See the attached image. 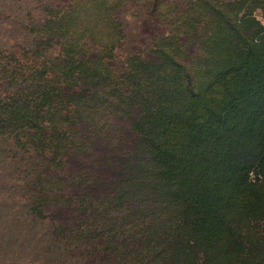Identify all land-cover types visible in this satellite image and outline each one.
<instances>
[{
  "label": "rangeland",
  "instance_id": "rangeland-1",
  "mask_svg": "<svg viewBox=\"0 0 264 264\" xmlns=\"http://www.w3.org/2000/svg\"><path fill=\"white\" fill-rule=\"evenodd\" d=\"M42 1L58 2L61 11L70 5V0H21L13 17L0 14V49L14 50L25 73L31 57L39 61L45 50L16 48L38 37L35 27L24 31L20 24L58 17L52 8L43 11ZM171 1L175 5L167 12H159L153 0L147 7L128 1L126 10L108 20L102 17L103 2L95 6L107 27L96 23L94 31L112 41L102 48L109 54H98L106 68L123 75L122 93L111 88L101 104L113 106L109 127L132 120L121 113L124 107L134 117L131 128L146 144L145 184L154 185L159 196L160 218L172 215L163 224L158 250L149 251L168 252L177 264H264V159L259 170L248 168L247 153L230 154L227 146L239 150L250 139V146L257 142L264 151V94L253 90L254 75L264 72V0ZM90 66L104 72L99 56ZM191 116L198 126L193 136ZM1 154V212L16 219L14 226L0 222V264H42L39 228L20 218L16 173Z\"/></svg>",
  "mask_w": 264,
  "mask_h": 264
},
{
  "label": "trees",
  "instance_id": "trees-1",
  "mask_svg": "<svg viewBox=\"0 0 264 264\" xmlns=\"http://www.w3.org/2000/svg\"><path fill=\"white\" fill-rule=\"evenodd\" d=\"M128 1L147 7L152 0H70L68 12L61 11L58 2L42 1L40 8H52L58 17L18 26L35 27L38 37L16 48L45 50L39 61L31 57L26 73L14 50L0 49V150L8 155L9 171L16 173L12 183L21 200L20 218L39 228L38 245L46 258L42 264H177V257L168 252L149 251L157 249L163 224L172 215L160 218L159 196L152 191L154 185L145 184L149 173L141 153L146 144L131 128L134 117L124 107L121 113L132 120L113 129L108 112L113 106L108 108L107 101L101 105L108 90L114 88L113 94L119 95L124 88L123 75L106 68L110 66L98 54L112 41L94 31L96 23L107 27L100 24L95 6L103 2L102 17L108 20L126 10ZM153 1L159 12L175 5L171 0ZM15 6L23 3L5 0L2 19L13 17ZM48 22L57 27L47 29ZM98 56L104 72L90 66ZM254 85V91L264 94V72L254 75ZM190 124L193 136L198 126L192 116ZM118 133L121 138H113ZM249 140L239 150L227 146L230 154L246 152L243 159L252 164L248 168L259 170L264 151L257 142L250 146ZM234 171L245 175V170ZM1 209V224L14 226V213Z\"/></svg>",
  "mask_w": 264,
  "mask_h": 264
}]
</instances>
